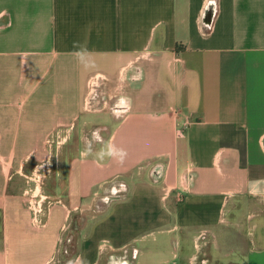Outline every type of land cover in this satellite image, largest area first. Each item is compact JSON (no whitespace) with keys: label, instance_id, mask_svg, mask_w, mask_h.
<instances>
[{"label":"crops","instance_id":"1","mask_svg":"<svg viewBox=\"0 0 264 264\" xmlns=\"http://www.w3.org/2000/svg\"><path fill=\"white\" fill-rule=\"evenodd\" d=\"M155 229L264 264V0H0V264H183Z\"/></svg>","mask_w":264,"mask_h":264},{"label":"rangeland","instance_id":"2","mask_svg":"<svg viewBox=\"0 0 264 264\" xmlns=\"http://www.w3.org/2000/svg\"><path fill=\"white\" fill-rule=\"evenodd\" d=\"M86 116L88 117H92V118H97V116H104V115H109V113L106 112H95V113H85ZM109 117H105V119H108ZM66 136L63 133L61 135V137L56 138L55 142H54V146L58 145L57 143H61L62 141H65ZM57 142V143H56ZM62 144V143H61ZM47 190L46 191H51L50 187L46 185ZM44 194H48V192H43ZM49 195V194H48ZM56 199V198H55ZM44 207H47L46 205H44ZM223 222L220 223V227L221 226H226L229 225V214L224 211L223 214ZM204 228L203 226L200 228H196V231L200 232L201 229ZM205 235L203 236V234L200 235L198 241L200 242V246H196V248L193 246V241H192V237L190 239L189 234L186 233H180L178 231H174L172 237H168L165 236L164 234H161L158 232V230H151L150 233H145L144 231L142 233H140V235L133 241H131L128 246H127V250L129 252L134 251L135 249L137 250H142L144 246H146L147 248H154L156 247V245H160L159 244V240H162V242L166 245V247L168 248H174V252H176L178 254V259L177 261L179 262L181 260V263L185 264L186 263V256L191 253V252H197L199 256L202 255L203 253V247H204V243L205 246L210 247V249H212V247H215V240H214V235L212 232H205ZM226 236L224 237V243L226 242ZM166 240V241H165ZM76 241V237L74 235H72V238L70 241L67 242L66 246L67 247H71L69 248L70 250L72 249V251L75 250L76 246H77V242ZM226 245V244H225ZM186 254V256H184ZM182 257V258H181ZM216 264H232L229 260V258H227L226 256H222L218 259Z\"/></svg>","mask_w":264,"mask_h":264},{"label":"built area","instance_id":"3","mask_svg":"<svg viewBox=\"0 0 264 264\" xmlns=\"http://www.w3.org/2000/svg\"><path fill=\"white\" fill-rule=\"evenodd\" d=\"M41 201H38V200H30V206L31 208L34 210L35 213H37L38 211L41 210V204H40ZM35 220L37 222H40V220L37 218H35Z\"/></svg>","mask_w":264,"mask_h":264},{"label":"bare ground","instance_id":"4","mask_svg":"<svg viewBox=\"0 0 264 264\" xmlns=\"http://www.w3.org/2000/svg\"><path fill=\"white\" fill-rule=\"evenodd\" d=\"M114 262V261H113Z\"/></svg>","mask_w":264,"mask_h":264}]
</instances>
